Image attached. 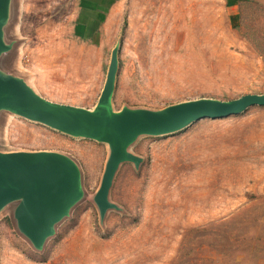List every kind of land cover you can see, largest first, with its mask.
I'll use <instances>...</instances> for the list:
<instances>
[{"label": "rangeland", "instance_id": "obj_1", "mask_svg": "<svg viewBox=\"0 0 264 264\" xmlns=\"http://www.w3.org/2000/svg\"><path fill=\"white\" fill-rule=\"evenodd\" d=\"M12 0L1 60L42 96L93 108L120 42L113 107L160 109L264 93V0ZM101 6V8H100ZM103 6V7H102ZM0 150L72 157L84 197L43 250L0 213V264H264V106L130 147L103 222L109 146L4 111Z\"/></svg>", "mask_w": 264, "mask_h": 264}, {"label": "water", "instance_id": "obj_2", "mask_svg": "<svg viewBox=\"0 0 264 264\" xmlns=\"http://www.w3.org/2000/svg\"><path fill=\"white\" fill-rule=\"evenodd\" d=\"M11 15L12 0H0V114L7 111L109 146L101 184L94 195L101 222L108 210L120 209L109 197L120 165L132 162L138 168L143 161L130 150L140 136L167 135L205 118H224L264 106V93H249L227 100L199 97L160 109L123 106L116 110L113 95L120 42L111 51L106 80L93 108L52 101L38 93L25 77L1 65L2 58L14 47V41L6 38ZM83 197L82 171L69 155L50 150H0V213L14 204L17 229L36 250L44 249Z\"/></svg>", "mask_w": 264, "mask_h": 264}, {"label": "crops", "instance_id": "obj_3", "mask_svg": "<svg viewBox=\"0 0 264 264\" xmlns=\"http://www.w3.org/2000/svg\"><path fill=\"white\" fill-rule=\"evenodd\" d=\"M112 1H116L117 2V0H99L98 2L101 4V3L112 2ZM100 8H101V6H100Z\"/></svg>", "mask_w": 264, "mask_h": 264}]
</instances>
